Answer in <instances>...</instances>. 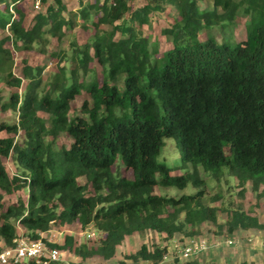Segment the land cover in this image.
Returning <instances> with one entry per match:
<instances>
[{"label": "trees", "instance_id": "trees-1", "mask_svg": "<svg viewBox=\"0 0 264 264\" xmlns=\"http://www.w3.org/2000/svg\"><path fill=\"white\" fill-rule=\"evenodd\" d=\"M17 1L0 0V28L9 34L0 38V79L14 88L25 80L20 93L11 91L0 103L1 110L17 114L14 123L0 121V131L9 134L0 137L2 246L11 244L17 226L33 239L56 221L75 222L79 228L90 224L103 233L99 244L74 246L64 231L58 248L82 258L106 259L125 236L148 230L161 234L166 243L151 247L142 243L128 256L155 263L172 238L187 239L201 223L216 220L218 208L200 201L205 185L197 166L216 180L226 172L241 189L247 181L253 191L261 186L264 195V0H211L210 9H199L202 0L145 3L129 13L131 21L146 23L148 13L164 10V4L177 14L161 29L172 44L158 57L153 56L155 48L147 37L122 22L129 10L127 0H94L87 8L100 14L92 22V36L72 47L73 65L57 67L40 90L42 67L23 63L20 76H14L12 58L3 43L11 37L23 48L40 44L37 51L44 52L46 36L59 40L64 29L73 26L74 14L64 17V5L54 0L43 13H35L26 28L24 15L13 6ZM241 2L245 11L254 13L243 40L233 45L210 36L191 40L203 27L223 17L232 19ZM12 6L15 17L9 12ZM87 8L79 10L82 19L92 14ZM99 24L109 28L98 31ZM116 32L119 36L114 38ZM184 36L187 39L180 42ZM91 61L101 67L100 82L93 75L83 79L91 72ZM82 90L86 93L80 104L82 116L70 117V101ZM18 131L20 141L13 137ZM60 133L70 138L68 146L56 144ZM164 137L174 138L180 159L191 165L190 171L170 174L171 167L157 160ZM9 155L19 171L11 176L1 161ZM116 160L130 170V177L114 171ZM188 183L200 187L179 195L152 192L156 185L183 189ZM21 188H26V199L3 206L2 193ZM221 212L227 234L248 228L264 231V223L240 207H223ZM184 264L200 263L193 259Z\"/></svg>", "mask_w": 264, "mask_h": 264}, {"label": "rangeland", "instance_id": "rangeland-1", "mask_svg": "<svg viewBox=\"0 0 264 264\" xmlns=\"http://www.w3.org/2000/svg\"><path fill=\"white\" fill-rule=\"evenodd\" d=\"M102 0H99V3ZM151 0H127L129 10L123 15V23L125 25L132 24L135 31L147 37L149 46L155 48L154 57H158L163 50L170 47L172 41L170 38L165 37L161 33V29L171 24L174 17L177 16L176 11L167 4H164V10L151 11L147 15V22L139 25L136 21H131L128 18L129 13L134 9L141 7L145 3ZM238 1V0H235ZM41 7L38 10L33 8V0H18L13 6L22 14L23 25L28 28L31 25L32 17L35 13H43L46 6L53 4L54 0H42ZM94 0H61L65 9L62 11L64 17H69V13L74 14V24L72 27L64 29L63 36L57 40L52 36H46V43L44 45V52H38L37 48L40 44L33 43L31 47L23 48L20 43L13 38H8L3 43V47L8 49L12 58L11 72L14 76H20V69L23 63L28 65H38L42 67V81L38 90L48 81L50 76L56 71L57 67L63 66L68 69L73 62L70 59V53L72 47H79L89 38L94 32L92 22L99 16V11H94V8H87V5L92 4ZM9 9L11 17H15L14 7ZM82 7H86L92 14L88 19H82L78 16L79 10ZM198 7L212 8L211 0L199 1ZM245 2H241L238 9L232 19L221 18L218 21L213 22L209 27H203L195 36L191 37V40H203L206 36L213 37L217 42L226 41L233 45L235 42H239L244 39L246 33L251 28V19L254 18L253 11H245ZM219 10V9H218ZM0 11H3V3L0 2ZM121 21V20H120ZM116 21L115 23H117ZM108 24H99L97 29H108ZM9 35L6 28H0V38ZM119 33L116 32L114 38H117ZM187 39L186 36L182 38L180 42H184ZM64 55V57H62ZM89 68L91 72L86 73L83 79L89 80L91 75L100 82L102 78V70L100 65L95 61L89 62ZM6 65L2 64L1 68H5ZM2 74V73H1ZM0 74V75H1ZM25 80L22 79L21 85L18 88L7 86L0 79V103L7 98L11 91L16 90L20 93L23 89ZM121 86V83H118ZM86 97V93L82 90L78 95L70 101L69 116H82L80 112L81 101ZM38 115L46 117L43 112H38ZM17 114L12 110L0 109V121L7 123L16 122ZM4 131H0V137L6 136ZM16 141L21 139V131H18L13 135ZM162 146L157 154V160L166 163L171 167L170 174H182L191 170V165L186 162L183 163L180 159L179 153L175 147V141L173 137H164ZM70 138L60 133L56 138V144L68 146ZM3 166L5 167L9 176L18 173V169L11 157H3L1 159ZM114 171L120 176L130 177L131 172L125 168L120 161L112 165ZM198 175L204 181L203 194L200 197V201L204 204L214 206L218 211L216 212V220L214 223L203 222L200 224L195 236L204 237L207 240V247L201 253L197 254L198 263L210 264V263H229V264H258L264 261V231L259 228H248L244 230H234L231 234L226 233L225 216L222 214L221 209L223 207H240L248 215L256 216L260 223H264V211L263 201L264 195L261 192V186L256 191L251 190L250 182L247 181L243 188L237 184L234 177L223 173L222 178L219 180L214 179L207 171H204L201 166L196 167ZM79 183L84 182L83 177H79ZM198 186H191L188 183L183 189H177L176 187H163L156 185L152 188V192L166 195H179L181 193L191 192ZM1 193V192H0ZM219 197L213 199L216 195ZM17 198L22 200L26 199V188L16 190L11 194L2 193V203L6 206L9 203L14 202ZM52 228L57 230H63L69 233L73 238V245L85 244L87 247H96L99 244V238L103 237V233L97 232L92 225H87L85 228H79L74 222L70 224H58L57 221L53 223ZM17 232H21V229L17 226ZM94 230L95 234L91 240H87L85 237V231ZM176 237L181 238V234H176ZM186 237V236H183ZM192 237V236H191ZM231 239L232 243H227V240ZM186 239H174L175 242H183ZM146 244L148 247L158 244L163 245L164 242L161 234L152 231L134 232L124 237L122 242L116 246L113 255L109 258H102L99 255H90L82 258L78 254H74L71 250L64 251L61 255L62 260H58L57 263L66 264H128L132 258L128 255L136 251L140 244ZM168 243V242H167ZM0 246H2L0 242ZM167 250H165L164 263L160 264H177L178 261V247L169 246L166 244Z\"/></svg>", "mask_w": 264, "mask_h": 264}, {"label": "built area", "instance_id": "built-area-1", "mask_svg": "<svg viewBox=\"0 0 264 264\" xmlns=\"http://www.w3.org/2000/svg\"><path fill=\"white\" fill-rule=\"evenodd\" d=\"M41 0H33V8L38 10L41 7ZM94 230L85 231V237L91 239ZM63 230H57L50 226L47 230L39 232L36 238L30 239L21 232H17L10 245L0 247V264H25L32 261L34 264H47L51 261L62 260L63 250L58 248L63 243ZM172 238L168 241L169 246L178 247L177 264H184L187 261L198 259L197 254L205 250L208 243L204 237L192 236L183 242H175ZM227 243H232L231 239ZM167 250V246H165ZM165 252V251H164ZM167 256L163 253L158 262L149 260H129L128 264H160L164 263ZM210 264H229V263H210ZM232 264V263H231ZM241 264V263H240ZM264 264V261L258 263Z\"/></svg>", "mask_w": 264, "mask_h": 264}]
</instances>
